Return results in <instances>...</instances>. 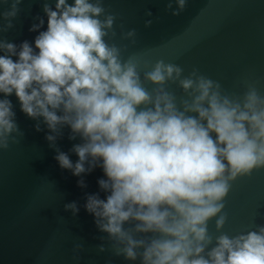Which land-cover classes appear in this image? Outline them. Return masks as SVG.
Returning <instances> with one entry per match:
<instances>
[{
    "label": "clouds",
    "instance_id": "obj_1",
    "mask_svg": "<svg viewBox=\"0 0 264 264\" xmlns=\"http://www.w3.org/2000/svg\"><path fill=\"white\" fill-rule=\"evenodd\" d=\"M21 2L0 0L8 5L0 32L12 28ZM185 4L167 0L165 11L176 16ZM42 12L29 28L37 32L31 44L0 39V150L23 135L8 99L14 95L19 110L38 121L35 130L41 123L48 130L46 141L64 128L69 139L79 137L75 162L57 151L59 168L76 177L100 168L96 183L105 196L88 194L83 207L112 255L129 264H264V224L234 236L208 232L213 218L217 232L225 223L230 183L264 168V95L249 86L230 97L196 69L185 76L160 60L144 73L149 91L136 62L108 42L116 17L102 0H54ZM135 35L129 29L121 39ZM166 82L186 98L177 103ZM68 209L78 211L74 202Z\"/></svg>",
    "mask_w": 264,
    "mask_h": 264
},
{
    "label": "water",
    "instance_id": "obj_2",
    "mask_svg": "<svg viewBox=\"0 0 264 264\" xmlns=\"http://www.w3.org/2000/svg\"><path fill=\"white\" fill-rule=\"evenodd\" d=\"M45 2L54 6V0H22L12 28L0 32V39L31 44L37 32L29 28L36 17H44ZM102 2L106 12L116 17V35L108 42L122 49V59L136 62L149 91L153 86L143 81L144 73L160 60L180 66L185 76L196 69L217 81L230 97L239 99L249 86L264 95V0H186L176 16L165 11L167 0ZM7 6L0 4V11ZM147 11L151 17L145 15ZM149 19L152 23L145 27ZM44 28L46 17L38 31ZM129 29L135 30V37L121 39V33ZM164 87L177 103L186 98L176 82H166ZM8 99L23 135L0 150V264H129L111 254L105 234L97 230L83 207L86 195L99 192L100 168L76 177L59 168L54 159L61 151L75 162L71 148L80 143L79 137L69 139L64 128L54 142L46 141L45 126L41 123L36 131L38 121L19 110L14 95ZM99 196L103 199L105 193L99 192ZM73 202L78 209L75 215L71 209L65 210ZM223 203V227L217 232L214 218L208 223L213 238L221 233L234 236L254 231L264 224V168L232 181ZM100 243L105 244L104 252L97 250Z\"/></svg>",
    "mask_w": 264,
    "mask_h": 264
}]
</instances>
